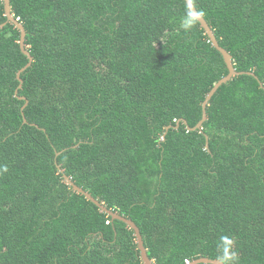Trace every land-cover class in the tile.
I'll list each match as a JSON object with an SVG mask.
<instances>
[{
	"label": "trees",
	"instance_id": "16d2710c",
	"mask_svg": "<svg viewBox=\"0 0 264 264\" xmlns=\"http://www.w3.org/2000/svg\"><path fill=\"white\" fill-rule=\"evenodd\" d=\"M192 1L257 77L221 86L194 131L174 127L228 69L185 0H11L33 63L19 89L29 59L0 27V264H144L64 176L133 220L154 264H264V0Z\"/></svg>",
	"mask_w": 264,
	"mask_h": 264
},
{
	"label": "water",
	"instance_id": "95a60500",
	"mask_svg": "<svg viewBox=\"0 0 264 264\" xmlns=\"http://www.w3.org/2000/svg\"><path fill=\"white\" fill-rule=\"evenodd\" d=\"M189 9L191 10V12L193 13L194 16L197 17V21L200 23L201 27L205 30L206 34L208 35L212 45L222 54L224 61L226 63L227 69H228V75L225 76L224 78H222L220 81H218L214 87L211 89V91L209 92V94L207 95L205 101L203 102V117L202 120L197 124L196 127L194 128H190L188 126L187 121L185 120H179L176 124V126L174 127L175 129H179L181 122H184L185 125H187V127L190 130H197V129H202L203 124L205 123V121L207 120V107L210 103V101L212 100V98L214 97V95L217 93V91L221 88V86L229 83L234 77L239 76V75H243V74H247V75H251L254 76L255 78H257L255 76L254 73L252 72H237L233 63V56L227 51L225 50L223 47L220 46L219 41L214 33V31L212 30V28L210 27V25L208 24V22L206 21V19L198 12V10L196 9L194 3L192 0H185ZM4 6H5V16L7 17V21L0 25L1 28H3L6 24L8 23H12L13 25H15V27L17 29L20 30V34H21V38H20V48L21 51L28 57L29 59V63L22 68L18 74H17V79L20 82V86L19 89L22 88L23 85V80L21 78L22 73H24L28 68L31 67L32 63H33V57L31 56L30 52L27 51L26 49V45H25V39L27 36L25 27L23 26V24L19 21V19H17L13 13H12V9H11V0H4ZM260 85L262 88H264L263 83L260 82ZM18 89V90H19ZM18 90L16 91V95L18 94ZM20 99L26 100V104L25 106L22 108V110L25 109V107L28 105V101L25 97H20ZM24 122H27V119L24 118ZM171 126H168L166 128V133L168 132V130H170ZM166 133L164 134V137L166 135ZM208 140V138H207ZM61 153H57V155H60ZM65 181L73 188V190L75 192H77L78 194H82L84 195L89 201H91L92 203H94L97 207L100 208V210L104 213H106L107 215H109L112 218V221L115 220H119L124 222L130 229L134 230L135 232V237L137 239V244H138V249L140 251L141 254V259L143 261L144 264H154L153 261L149 258L148 256V251L145 247L144 244V240L143 237L141 235V231L139 229V227L137 226V224L129 219L126 218L122 215H120L119 213L108 209L105 205L101 204L99 201H97L89 192L85 191L83 188L77 186L72 180L71 178H69L68 176H64ZM191 264H224L221 260L215 259H209V258H201Z\"/></svg>",
	"mask_w": 264,
	"mask_h": 264
},
{
	"label": "clouds",
	"instance_id": "9594fccd",
	"mask_svg": "<svg viewBox=\"0 0 264 264\" xmlns=\"http://www.w3.org/2000/svg\"><path fill=\"white\" fill-rule=\"evenodd\" d=\"M197 22V17L192 15L190 12L187 13L182 21V26L188 30L190 28H192L195 23ZM7 168L4 167L2 169L3 172H7ZM228 260H234L235 259V253H232L230 256L227 257ZM154 263V262H153Z\"/></svg>",
	"mask_w": 264,
	"mask_h": 264
},
{
	"label": "built area",
	"instance_id": "2783aa9c",
	"mask_svg": "<svg viewBox=\"0 0 264 264\" xmlns=\"http://www.w3.org/2000/svg\"><path fill=\"white\" fill-rule=\"evenodd\" d=\"M185 262H186V264H191L190 260H188V259Z\"/></svg>",
	"mask_w": 264,
	"mask_h": 264
}]
</instances>
